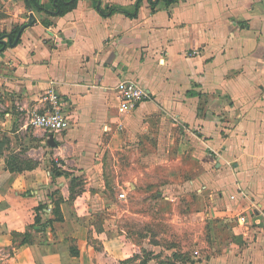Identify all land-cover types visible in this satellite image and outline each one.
Instances as JSON below:
<instances>
[{"label": "crops", "instance_id": "crops-1", "mask_svg": "<svg viewBox=\"0 0 264 264\" xmlns=\"http://www.w3.org/2000/svg\"><path fill=\"white\" fill-rule=\"evenodd\" d=\"M137 1L99 0L128 12ZM0 11L2 22L34 21L0 53V264L141 258L146 233L122 218L133 213L119 207L118 184L105 182V156L123 149L124 128L159 112L194 133L205 153L190 185L206 205L185 213L197 229L179 235L172 264H264V0H178L154 10L140 0L133 18L101 16L95 0H78L48 27L46 14L23 0H0ZM124 79L150 97L119 115ZM49 88L65 100L71 123L59 134L27 125ZM54 160L82 179L73 197L70 178L52 175ZM37 213L50 220L42 232L32 227ZM26 231L33 240L17 245Z\"/></svg>", "mask_w": 264, "mask_h": 264}, {"label": "rangeland", "instance_id": "rangeland-1", "mask_svg": "<svg viewBox=\"0 0 264 264\" xmlns=\"http://www.w3.org/2000/svg\"><path fill=\"white\" fill-rule=\"evenodd\" d=\"M2 13L0 20H5L7 15ZM14 25L0 21V31L8 32ZM126 129L123 149L105 156L109 164L104 169L105 182L108 187L118 184L116 193L125 194L119 207L130 208L133 214L122 218L140 237L146 233L147 238L141 237L140 242L148 264H161V258L172 264L179 235L197 229L185 219V213L206 205V197L190 185L203 169L205 153L194 133L161 112L146 114L136 126Z\"/></svg>", "mask_w": 264, "mask_h": 264}, {"label": "trees", "instance_id": "trees-1", "mask_svg": "<svg viewBox=\"0 0 264 264\" xmlns=\"http://www.w3.org/2000/svg\"><path fill=\"white\" fill-rule=\"evenodd\" d=\"M78 0H51V7H47L44 4H42L39 0H23L25 7L28 10H35L40 13L46 14L45 19H43L42 24L45 27L50 26L52 22V18L58 17V16H63L67 12L71 11L77 4ZM138 0L135 4L134 10L132 12L128 11H123L121 9L115 8V7H107L103 8L99 2V0H95L96 2V10L101 16H109L113 13L116 12H122L124 13L127 17L133 18L137 14L138 10V5H139ZM178 0H148L151 9L154 10L155 6L159 2H163L165 5H171ZM3 13L0 11V19L3 18ZM33 20H29L28 22L24 24H16L14 25L9 32H3L0 31V53L5 50L8 47H14L17 44L20 43V37L23 32V30L27 27L33 24ZM13 159V158H12ZM61 163L59 160H54L51 163V172L54 177L58 176H65L70 178L69 182V192L70 196L73 197L75 194L79 193L82 190L83 187V181L80 177L72 176L71 173L62 171L58 165ZM32 166H35L33 164ZM30 166L29 168H31ZM33 168V167H32ZM15 170H22L20 167H9V171L13 172ZM45 207L44 205H39L37 207V212H43V209ZM54 213L58 214V209L55 207ZM256 210L251 208L249 212V217L251 221H253V224H260L262 225L263 223L259 219V215H256ZM247 221V220H245ZM50 223V220H43L40 215L37 213V215L34 218L33 225L32 227L37 231V232H42L46 229L47 225ZM33 240L32 234L29 231H26L21 239L19 240L17 245L29 243ZM178 257L179 255H175ZM148 257L145 253V250H142V256L139 258V256H135V258L127 261V264H148ZM138 261V262H137Z\"/></svg>", "mask_w": 264, "mask_h": 264}, {"label": "built area", "instance_id": "built-area-1", "mask_svg": "<svg viewBox=\"0 0 264 264\" xmlns=\"http://www.w3.org/2000/svg\"><path fill=\"white\" fill-rule=\"evenodd\" d=\"M116 93L118 96L117 112L119 115L132 112L142 101L150 97L146 89L137 81L131 79L121 80L116 85ZM40 101L43 103L41 109L34 108L27 112V125L53 134L62 133L70 127V119L63 109L66 102L55 89H47L41 96ZM118 197L125 199V194L120 193Z\"/></svg>", "mask_w": 264, "mask_h": 264}, {"label": "water", "instance_id": "water-1", "mask_svg": "<svg viewBox=\"0 0 264 264\" xmlns=\"http://www.w3.org/2000/svg\"><path fill=\"white\" fill-rule=\"evenodd\" d=\"M49 143L51 146H56V143L53 141V136H50Z\"/></svg>", "mask_w": 264, "mask_h": 264}]
</instances>
